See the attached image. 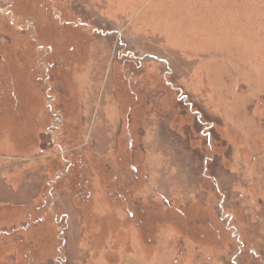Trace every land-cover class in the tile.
<instances>
[{"label":"rangeland","instance_id":"1","mask_svg":"<svg viewBox=\"0 0 264 264\" xmlns=\"http://www.w3.org/2000/svg\"><path fill=\"white\" fill-rule=\"evenodd\" d=\"M0 264H264V0H0Z\"/></svg>","mask_w":264,"mask_h":264}]
</instances>
